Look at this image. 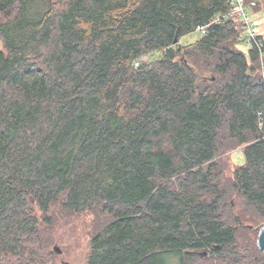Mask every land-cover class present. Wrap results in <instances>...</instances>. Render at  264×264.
<instances>
[{"label":"trees","instance_id":"obj_1","mask_svg":"<svg viewBox=\"0 0 264 264\" xmlns=\"http://www.w3.org/2000/svg\"><path fill=\"white\" fill-rule=\"evenodd\" d=\"M228 9L0 0V264H45L53 207L104 216L86 264H264V78Z\"/></svg>","mask_w":264,"mask_h":264},{"label":"rangeland","instance_id":"obj_2","mask_svg":"<svg viewBox=\"0 0 264 264\" xmlns=\"http://www.w3.org/2000/svg\"><path fill=\"white\" fill-rule=\"evenodd\" d=\"M257 6L251 9L252 17L257 24V31L264 35V7L261 0H257ZM217 19V18H216ZM199 32L194 30L191 33L183 36L181 38L182 43L192 42L195 38L199 36ZM240 43V42H239ZM237 47L241 50L246 51L247 47L242 44H238ZM0 48H2V43L0 40ZM147 59V57H143ZM244 154L242 147L234 148L223 152L218 156L221 167H223V173L225 177L231 176L232 169L236 165H241L244 163ZM236 207L243 208L242 201L236 196L235 197ZM52 221L53 223L46 227L44 230V236L49 244V249L51 254L49 258H45V264H62V262L67 261L71 264H86V256L89 249V241L92 234L99 228L100 222L104 218L103 215H97L91 211H84L81 213H69L61 209L52 208ZM247 225L248 224H244ZM259 223L253 224L255 233L250 235L245 231L243 243L251 244V241L255 242L257 245V235L256 231H259ZM57 246L61 253L58 254L53 249ZM167 264H178L177 260H170Z\"/></svg>","mask_w":264,"mask_h":264},{"label":"built area","instance_id":"obj_3","mask_svg":"<svg viewBox=\"0 0 264 264\" xmlns=\"http://www.w3.org/2000/svg\"><path fill=\"white\" fill-rule=\"evenodd\" d=\"M227 2L229 9L224 17L238 20V41L247 47V49L253 48L257 51L259 57V72L264 78V35H261L257 31V24L251 13V9L254 6L256 7L258 2L257 0H227ZM195 30L200 35H204L207 32L206 25L198 26ZM259 124L261 127H264L263 122Z\"/></svg>","mask_w":264,"mask_h":264},{"label":"water","instance_id":"obj_4","mask_svg":"<svg viewBox=\"0 0 264 264\" xmlns=\"http://www.w3.org/2000/svg\"><path fill=\"white\" fill-rule=\"evenodd\" d=\"M262 3H263V7H264V0H262ZM176 42H177V40L175 39L174 43H176ZM257 245L264 252V225H262L259 229V232L257 235ZM53 249L55 250L56 253H58V254L61 253V250L56 245L53 247ZM62 264H71V263L64 261V262H62Z\"/></svg>","mask_w":264,"mask_h":264},{"label":"crops","instance_id":"obj_5","mask_svg":"<svg viewBox=\"0 0 264 264\" xmlns=\"http://www.w3.org/2000/svg\"><path fill=\"white\" fill-rule=\"evenodd\" d=\"M261 2H262V0H261ZM262 5H263V3H262Z\"/></svg>","mask_w":264,"mask_h":264}]
</instances>
